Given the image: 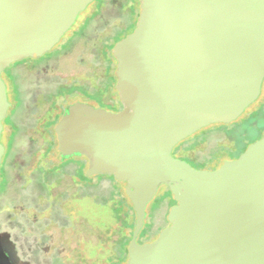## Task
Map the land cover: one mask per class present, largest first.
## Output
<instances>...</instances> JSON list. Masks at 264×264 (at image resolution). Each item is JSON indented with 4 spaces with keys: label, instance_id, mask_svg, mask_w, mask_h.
I'll return each instance as SVG.
<instances>
[{
    "label": "water",
    "instance_id": "95a60500",
    "mask_svg": "<svg viewBox=\"0 0 264 264\" xmlns=\"http://www.w3.org/2000/svg\"><path fill=\"white\" fill-rule=\"evenodd\" d=\"M93 0H0V137L10 105L1 78L59 42ZM117 41L123 108L67 109L54 127L61 157L85 155L87 175L125 182L135 221L125 264H264V131L236 159L198 169L173 147L237 119L264 81V0H139ZM87 109L93 112L88 113ZM4 152L0 141V163ZM176 204L157 238L138 243L158 187Z\"/></svg>",
    "mask_w": 264,
    "mask_h": 264
},
{
    "label": "flooded vegetation",
    "instance_id": "af4514ba",
    "mask_svg": "<svg viewBox=\"0 0 264 264\" xmlns=\"http://www.w3.org/2000/svg\"><path fill=\"white\" fill-rule=\"evenodd\" d=\"M94 1L95 0L92 2ZM99 4L100 3L97 5L99 6ZM88 21L89 19L87 18H83L77 23L75 20L73 25L65 32L59 42L55 44L49 51L38 57H24L18 61H15L13 64L5 68L1 73V78L6 85L7 99L10 105L8 107L7 114L2 121L3 129L0 137V141L4 147V152L0 163V183H3L2 186H4V188L0 190V194L5 192L6 188L13 180L11 173L12 160L15 158V150L18 147L15 141L20 132V112L24 108V92L20 82L22 80L23 73L29 72L34 76L35 81L31 82V88L29 89L28 93L30 96H33L35 100L42 99L44 102L47 101L49 103L48 108L43 111L40 117L35 119L37 128H39L38 131L46 132L48 138L45 139L43 151L39 155H35V165H33L30 173L27 175L25 174L24 176H19L20 178L18 179V184L21 185L20 187L37 185L44 190V193L40 194L39 197L42 201H46L47 207L51 208L49 209V213L47 215L50 217L49 219L47 218L48 221H51L52 217V219L56 221L54 222L56 224L57 219L53 217H57V215L60 213H64V210H66L65 206L68 203L67 200L64 201L63 198H61V194L56 193L59 180L56 178L64 173V168L68 164H73L74 173L70 177L73 184L75 185L76 190L71 197V203L77 205V209L75 210L77 220H72V218H70L69 223L70 225H73L72 227L75 228L76 233L80 234V240L83 242V247L81 251H78L76 247L72 248L71 252L67 254L65 249H57L59 244H64L63 239H61L59 242L56 241V244L47 245V240L52 238V235L46 234L48 221L46 224L41 222V224L37 227L33 225L35 221L31 223V225H20L16 223L11 226H7V228L0 226V264H98L96 253H92L90 252L91 250H89V248H92V251L97 248L95 246L97 245L96 238L98 236V225L97 223H94V220L97 218L95 213L92 214V211H90L91 205H95V202L98 198L102 199L103 201H106L107 196L110 198V185H112L115 181L121 183L123 191L125 192V182L117 180L113 174L98 173L87 175L86 169L88 168L89 162L85 155H79L80 157L77 158V161L70 160L71 158H68L69 156L67 157L68 159L63 158L62 160H59V158H61V152L58 150L57 138L54 131L56 123L67 109H70L72 112L79 106H87L93 110L100 109L115 112L123 108V104L116 89L117 60L113 53L114 45L117 42L115 40L116 32H114L113 35L108 38V40H105L99 48L102 59L101 70H92L88 74H83L84 76L70 75L63 77L54 75L55 78H60V81L55 82L56 86L54 88L46 86L45 83L41 84V78L36 76V74H40L42 72L38 69L40 64H45L47 66L50 61L55 60L61 53L68 50L72 46L75 38L78 37L86 25H88ZM21 68L23 69L22 71L20 70ZM45 73L47 76V72ZM260 95L257 100L252 103L253 105H251L247 111H243V113L237 119L229 123H212L205 126L208 127L213 124H222V133L231 136L232 141H230L228 144H220L226 153L221 154V157L224 156L223 160L238 158L245 151L249 144L262 136L264 131V99L259 102ZM10 99L12 101H10ZM117 101L118 104H120V108H117L115 105ZM241 116H246L244 122L248 125V128L255 131L253 135H247L245 132L237 134L236 130L234 129L235 127H232L233 123L240 122ZM37 128H35V130H37ZM4 141L6 142L5 144ZM54 142H56V144H54L52 147L51 145ZM179 143H177L175 146H177ZM185 149L186 147L183 145L180 146L178 150V155L180 156L179 158L185 159L183 157H186L189 158L191 162L193 160L195 161V159L192 157L184 155L183 152ZM32 153L35 154L36 152L33 151ZM186 161L190 163V161ZM195 163L196 167L192 165V163L190 164L195 168L202 169L199 168V162L195 161ZM85 174L88 176L87 178L85 177ZM84 177L87 180L89 179V182L85 183L86 180ZM101 181H107L109 183L105 193H100L98 191V186ZM162 186L164 187V191H162L160 195L157 193V196L162 197L163 201L168 200L170 208L172 205L176 204V201L174 200L169 187L166 185ZM78 196L81 198L80 202H76L77 199H75V197ZM127 198L131 203L128 196ZM131 207L133 209L132 203ZM27 212L30 213V215H33L36 220L37 216H40V214L43 213L42 210L36 211L35 209H28ZM25 213L26 212H24L23 215ZM168 225L169 221L167 220V224L163 225L158 230V233ZM83 227L85 228V231L82 229ZM143 228L144 225L141 228L137 239ZM154 239L155 238L139 243L142 244L145 242H150ZM66 240H64V242H66Z\"/></svg>",
    "mask_w": 264,
    "mask_h": 264
},
{
    "label": "rangeland",
    "instance_id": "374dc122",
    "mask_svg": "<svg viewBox=\"0 0 264 264\" xmlns=\"http://www.w3.org/2000/svg\"><path fill=\"white\" fill-rule=\"evenodd\" d=\"M98 3H100L99 6L97 5ZM130 5V0H100V2H92L86 10L80 12L76 18V23L83 18H87L89 19L88 25H86L80 35L75 38V41L68 50L61 53L55 60L50 61L47 66L45 64H40L38 69L42 72L36 74V76L41 78L40 83H45L46 86L54 88L56 86L55 82L60 81V78H55L54 75L63 77L70 75L84 76L83 74H88L92 70H101L102 59L99 48L103 42L108 40L114 32L119 34L132 30L133 20L129 15ZM20 70L22 71L23 69L21 68ZM45 72H47V76L45 75ZM33 81H35V79L32 74L29 72L23 73L20 83L24 92V108L20 112V132L15 141L18 147L15 150V158L12 160L11 173L13 180L6 188L5 192L0 194V226L3 228H7V226L16 223L20 225H31L34 221L33 225L37 227L41 222L46 224L50 218L47 215L51 208L47 207L46 201H42L39 197L40 194L44 193V190L37 185L20 187L21 185L18 184L19 176H24L25 174L27 175L30 173L33 165H35V155H39L43 151L45 139L48 138L46 132L38 131L39 128H37L35 119L41 116L43 111L48 108L49 103L47 101L44 102L42 99L35 100L33 96H30L28 92L31 88V82ZM263 99L264 82L262 84V92L259 102ZM10 101L12 100L10 99ZM115 105L117 108H120L118 101ZM251 105L253 104H250L244 112L247 111ZM87 112L92 113L93 111L87 109ZM245 119L246 116H241L240 122L233 123L232 127H235L234 129L237 134L245 132L247 135H253L255 131L248 128V125L244 122ZM35 128H37V130H35ZM208 133L209 131L201 129L191 136L196 140L199 137L208 135ZM230 141H232L231 136L215 131L209 134L204 141L202 140L195 144L192 143L186 145L188 147H186L183 153L186 156L192 157L199 163L202 162L204 164V168L202 169H212L211 166L217 162L220 163L223 160L224 156L221 157V154H226L220 144H228ZM5 143L6 142L4 141V144ZM33 151L36 153L33 154ZM172 153L175 157H180L174 150H172ZM78 157L80 156L72 155L68 158H71L70 160L72 161H77ZM68 158L65 157V159ZM62 159V157L59 158V160ZM192 165L195 166L194 163H192ZM73 167V164H68L64 168V173L56 178L57 180L59 179L56 193L61 194V198H63L64 201L67 200L68 203L65 206L66 210H64V213H60L57 217H53L57 219V223L55 224L54 222L56 221L51 217V221L47 222L48 228L46 229V234L52 235V238L47 240V245L56 244V241L59 242L63 239L64 244H59L57 249H65L67 254L71 252L72 248L76 247L78 251H81L83 247V242L80 240V234L76 233L75 228L72 227L73 225H70L69 223L70 218H72V220H77L75 212L77 205L71 203V197L76 190L70 177L74 173ZM85 177L87 178L88 176L85 174ZM85 177V183L89 182V179L87 180ZM2 185L3 183H0V190L4 188ZM108 185L109 183L107 181H101L98 186V191L100 193H105ZM162 191H164V187L160 185L157 193L160 195ZM157 193L146 206L144 228L137 239L138 243L157 238L161 231L160 230L158 233V230L163 225L167 224L166 215H168L170 210L168 200L163 201L162 197L157 196ZM75 199H77V201L75 200L76 202H80L81 198L78 196L75 197ZM106 206L108 207L109 205L102 199L98 198L95 205H91L90 211H92V214H97L98 212L101 214L104 212ZM28 209H35L36 211L42 210L43 213H41L40 216H37L36 220L33 215H30V213L27 212ZM24 212L26 213L23 215ZM82 229L85 231L84 227ZM64 240H66V242H64Z\"/></svg>",
    "mask_w": 264,
    "mask_h": 264
},
{
    "label": "trees",
    "instance_id": "16d2710c",
    "mask_svg": "<svg viewBox=\"0 0 264 264\" xmlns=\"http://www.w3.org/2000/svg\"><path fill=\"white\" fill-rule=\"evenodd\" d=\"M97 1L100 2V0H95L94 2L96 3ZM130 1L131 5L129 8V15L133 20L132 30L119 34L116 33V41L125 37L126 34L133 31V28L135 27V22L139 15L138 11L140 2L139 0ZM202 129L209 131V135L215 131L222 132L223 125L213 124ZM208 135L199 137L196 140L192 138V136L188 137L175 146L173 150L178 154L180 146L183 145L184 147H188L186 145L192 143L195 144L196 142L202 140L204 141L207 139ZM54 144H56V142L52 143L51 146L53 147ZM183 158L191 162L189 158ZM192 163L196 164L194 160ZM221 164L222 161L220 163L217 162L211 166V168L215 169ZM199 168H204V164L200 163ZM110 196V198L107 196L106 201H104L109 205L108 207L106 206L104 212L101 214H99V212L97 214L95 213L97 219L94 220V223H97L98 225L97 245L95 246L97 248L93 251L92 248H89V250H91L90 252L92 253H96L98 264H124L127 258V248L134 226V212L120 182L115 181L112 185H110Z\"/></svg>",
    "mask_w": 264,
    "mask_h": 264
}]
</instances>
